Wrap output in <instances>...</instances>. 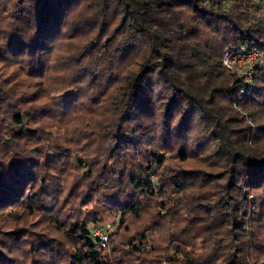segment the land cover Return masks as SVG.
Wrapping results in <instances>:
<instances>
[{
  "label": "trees",
  "instance_id": "trees-1",
  "mask_svg": "<svg viewBox=\"0 0 264 264\" xmlns=\"http://www.w3.org/2000/svg\"><path fill=\"white\" fill-rule=\"evenodd\" d=\"M263 2L0 0V264H264Z\"/></svg>",
  "mask_w": 264,
  "mask_h": 264
},
{
  "label": "rangeland",
  "instance_id": "rangeland-1",
  "mask_svg": "<svg viewBox=\"0 0 264 264\" xmlns=\"http://www.w3.org/2000/svg\"><path fill=\"white\" fill-rule=\"evenodd\" d=\"M225 52V50H224ZM72 53V52H71ZM223 59H224V55H223V58H222V65H223ZM239 59V58H237ZM259 59H257L258 61ZM231 62H234V70H227L225 67V69L229 72V73H232L234 74L236 77L238 78H241L242 81H243V77L245 74H247L250 69L247 68V65L248 63H245L244 61H231ZM260 63H257L256 65H258ZM257 67V66H256ZM254 72V71H253ZM253 79L251 80V83H252ZM79 116V115H78ZM78 116H77V120H78ZM76 120V121H77ZM142 147V146H141ZM178 149L176 148H172L171 149V152L170 154H176L178 153ZM194 152V148L193 150H191V152ZM169 154L165 153L164 156H168ZM112 162L110 161L109 164H111ZM83 213V212H82ZM84 213L82 214V216L78 215L79 218H82L84 217ZM107 215V214H106ZM106 215H101V218H102V222L101 224H98V225H95V226H90V229L92 230V233L93 234H98L99 233H104L108 236V244L106 245V248L105 249H109V247L118 242V241H123L125 240V235L123 234V229L121 230L119 228V224H118V220H116V218H113V217H107ZM173 215H177L178 217H183V212H178V213H175ZM131 221V220H130ZM147 220L146 219H143L141 222H130V225L132 226H139L141 225V223H146ZM149 236V239L153 238L151 234H148ZM139 242L137 241L136 244H138ZM135 244V245H136ZM198 244L202 246V242L201 241H198ZM200 256L199 252H197L196 254V258L198 259V257Z\"/></svg>",
  "mask_w": 264,
  "mask_h": 264
},
{
  "label": "built area",
  "instance_id": "built-area-1",
  "mask_svg": "<svg viewBox=\"0 0 264 264\" xmlns=\"http://www.w3.org/2000/svg\"><path fill=\"white\" fill-rule=\"evenodd\" d=\"M262 14L264 15V2ZM257 59L259 60L257 61ZM234 60L237 62L244 61L245 63H248L247 68L250 69V71L244 75L243 82L245 84H250L254 68L256 67L257 63H261L262 61H264V55H262L256 47L241 50H233L229 45H227L224 52L223 66L227 70H234V62H231ZM243 92L244 90H241L240 95H242ZM93 236L99 241V245L101 248H106V245L108 244V236L106 234L99 233V235L93 234Z\"/></svg>",
  "mask_w": 264,
  "mask_h": 264
}]
</instances>
